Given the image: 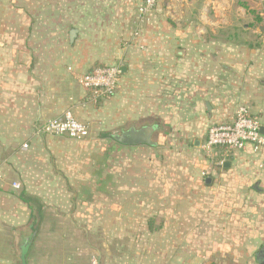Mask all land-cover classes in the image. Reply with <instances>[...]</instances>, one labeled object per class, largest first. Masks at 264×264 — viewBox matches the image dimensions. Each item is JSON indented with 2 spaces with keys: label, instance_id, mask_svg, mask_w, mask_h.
I'll return each instance as SVG.
<instances>
[{
  "label": "crops",
  "instance_id": "crops-1",
  "mask_svg": "<svg viewBox=\"0 0 264 264\" xmlns=\"http://www.w3.org/2000/svg\"><path fill=\"white\" fill-rule=\"evenodd\" d=\"M240 1L248 3V10L255 11L262 20L264 1ZM141 3L142 0H0V140H8L7 130L16 127L19 131L10 140L29 145V150L17 153L13 141L4 143L6 155L1 173L4 178L7 167L13 165L17 171L14 183L20 185L12 188L18 192L9 186L1 191L14 197L10 221L19 226L20 220L26 219L19 229V264H39L32 258L46 253L38 243L40 237L51 241L65 237L37 233L45 206L27 193L72 191L94 203L96 195L126 193L127 180L131 193L138 191V177L153 180L158 176L151 164L134 167L140 157L138 152L146 154L142 158L152 160L154 151L161 148L153 140H169L178 150H187L188 146L198 149L206 140L208 128L230 121L237 104L245 105L264 127V32L252 45L253 35L262 26L253 29L250 12L235 7L234 0H156L147 22L134 36ZM114 65L124 70L114 96L91 102L78 85L77 76L95 67ZM65 111L88 125L87 139L75 142L34 132L36 126ZM130 127L152 129L149 138L154 144L117 143L114 135ZM228 158L230 162L243 163V168L238 171L232 163L225 162L228 166L224 164L222 172L232 177L238 171L246 178V185L232 178L218 184L216 173H203L209 170L204 159L194 158L178 171L185 180L176 188L187 195L174 199L197 210L194 214L201 213L202 224L209 214L211 225L202 233L184 232L181 227L188 225L189 216L181 212L166 214L161 234L166 255L171 251V241L230 239L254 241V264L264 262V149L258 154L247 149ZM114 163L118 167L114 168ZM256 175L261 180L248 186V177ZM247 201H262L258 231L211 229L214 216H219L224 207L232 213L234 203L250 207ZM116 203L120 207L123 201ZM2 205L0 219L7 209L6 204ZM54 221L59 224L60 218ZM172 224L180 226L178 232L172 231ZM144 234L147 239L156 237L147 230ZM55 247L50 255L39 258L41 263H59L64 254ZM178 252L179 264H198L196 259L188 261ZM74 255L77 258L67 259L70 264L82 262L78 253ZM134 264L155 263L148 255L146 261ZM163 264L176 263L170 260Z\"/></svg>",
  "mask_w": 264,
  "mask_h": 264
},
{
  "label": "rangeland",
  "instance_id": "rangeland-1",
  "mask_svg": "<svg viewBox=\"0 0 264 264\" xmlns=\"http://www.w3.org/2000/svg\"><path fill=\"white\" fill-rule=\"evenodd\" d=\"M263 1L264 0H262V2ZM247 5L248 3L246 2L234 0L235 7H241L249 11V6ZM263 8L264 3H262V20L255 14V11H249L250 16L253 17L252 25L254 26V30L256 26H262L264 28ZM259 35L262 34L258 29V31L256 30V34L253 35L255 37L250 41L252 45L258 43ZM240 105L243 104L236 105L231 120H233L236 109ZM7 131L10 133V135H7L9 139L0 140V204H6L7 206L6 211H4L5 214L1 215L0 219V264H9L7 261H12V264H19V255L21 253L18 241L19 229L21 226L25 225L24 222H26V219L20 220L21 223H19V226L16 222L10 221L9 216L13 213L11 202L14 197H8L4 192H1L6 191L8 186L11 191H15L12 189V185L16 182L15 177L17 171L13 168V165H9L6 174H4V178L1 173L4 172L3 156L6 155L4 152V143L13 141L12 144L15 145L14 151L17 153L26 152L29 150V145L22 140H14V138L10 140V137L19 131L18 128L14 127ZM2 132V129H0V137L3 135ZM4 132L6 133V131ZM153 141L161 148L154 151L155 154L151 156L152 160L142 158V156L146 154L138 152L140 157L138 158V163H134V167H136V169L146 168L147 164H151V170L154 171V175L158 172V176L154 177L153 180H146L145 178L138 177V191L131 193L130 181L127 180L124 184L127 188L126 193L120 194L113 191L107 194V196L96 195L94 203L82 200L83 198L77 197L72 191H68L67 194L60 193L63 195L59 193H27L28 195L39 198L45 206L42 215L43 220H41V222H43L40 224L37 233L41 235L52 233L65 235L63 239L58 241H51L48 237H40L38 243H40V248L45 250L46 253L41 252L42 254L40 257L36 254L32 259H36L39 264H43L39 258L42 259V257L50 255V250L56 246L55 248H58L59 251H62L64 254L63 258L59 259L58 264H70L71 261L67 260L68 257H76L74 254L77 253L79 256L78 259L82 260V262L76 264H91L92 257L96 259L97 264H134L140 260L146 261L148 255L153 257L155 264L168 263L170 260L171 263L179 264V250L183 258L186 256L188 261L189 259H191V261L196 259L198 264H254L253 256L257 249V244L254 241L246 242L230 239H215L213 241L187 240L184 242L171 241V246H169V250H171L170 253L168 255H166L168 251L164 253L163 248L166 247V242L162 241L161 234L163 228L162 219L166 214L175 213L178 215V213L181 212V214L185 216L188 215V225L181 227L184 232L191 233L197 231L202 233L206 227L211 225L209 223V214L205 215V224H202L200 223L202 222L203 216L201 213H199L200 215L194 214V211L197 210L187 208L184 202H179V200L174 199L175 196L183 197L187 195L185 192L183 194L179 193V189L176 187L184 183L185 177L178 176V171L186 168L184 166H186L188 162H193L194 158L204 159L209 170L204 169L202 170L204 171L203 173H205V171L208 173L212 171L216 173L217 176L215 177L218 184L220 181L225 182L226 178H232L230 180L239 182L241 185H246L247 182L243 174L241 175L238 172L240 168H243V163L239 161L230 162V160H228L229 158H226V162L232 163V168L238 170L234 176L227 177L226 174L222 172L224 171V166L217 165L220 156L218 152L217 157H207L200 147L197 149L188 146L186 148L188 151H183L178 150L174 143L171 144L169 140ZM24 143L28 145L26 151L21 150V146ZM10 147H12V145H10ZM8 152L9 151H6V153ZM248 165L249 164H246V166ZM115 166L118 167V164L114 163L113 167L115 168ZM257 167L255 166V168ZM256 176H253V178L248 177V186L252 185L255 182L254 180H261L258 175ZM164 185H166V187H164ZM251 193L253 192H248V194ZM248 194L245 195L248 196ZM169 197H172V199L168 204ZM7 198H10L8 203ZM56 201L58 205H56ZM121 201H123V204L118 207L116 202ZM247 202L250 207H240L234 203L235 209L232 213L224 207L225 210L222 211L219 216H214L216 219H214V224L211 226V229L214 228V232L239 231L240 233H244L245 231L247 232L248 229L249 231L257 229L258 231V221L261 219H259V217H262V201H256L254 204L253 202ZM0 208V212H2L4 205L0 206ZM194 216L198 218L194 219ZM57 218H60L59 224H56V221H54ZM216 222L217 224H215ZM170 228L172 231L178 232L180 226L178 224H172ZM146 230L149 233L155 234L156 237L154 240L150 237L147 239L144 234ZM115 234H123L124 237L116 238L114 236ZM66 235H70V237ZM147 250L151 253L147 254ZM174 250L178 251L174 253ZM192 253H194L195 256H192ZM62 260L63 262H60Z\"/></svg>",
  "mask_w": 264,
  "mask_h": 264
},
{
  "label": "built area",
  "instance_id": "built-area-1",
  "mask_svg": "<svg viewBox=\"0 0 264 264\" xmlns=\"http://www.w3.org/2000/svg\"><path fill=\"white\" fill-rule=\"evenodd\" d=\"M156 4V0H143L137 9L136 29L137 36L141 28L148 20V16ZM122 75L119 65L99 66L77 76L80 88L88 94L89 100L97 103L100 100L114 96ZM260 121L251 116L246 106L237 107L235 116L230 122L211 125L207 130V136L201 145V150L207 157H217L220 153L217 165H224L226 158L235 152L250 149L253 154H258L264 149V135L261 134ZM36 134L51 137H66L75 141H83L89 137L88 125L79 122L68 111L58 117L47 119L34 128ZM28 145L22 144L21 150L26 151ZM214 153V154H213ZM19 183H13L12 188H19ZM91 264H97L94 257Z\"/></svg>",
  "mask_w": 264,
  "mask_h": 264
},
{
  "label": "water",
  "instance_id": "water-1",
  "mask_svg": "<svg viewBox=\"0 0 264 264\" xmlns=\"http://www.w3.org/2000/svg\"><path fill=\"white\" fill-rule=\"evenodd\" d=\"M259 31L264 32V28L260 27ZM122 73H124L123 69H122ZM151 132L152 129L150 128L135 129L134 127H130L128 130L122 132L121 134H115L114 139L117 143L124 146H138V145L152 146L154 142L149 138ZM260 132L261 134L264 135V127H261ZM226 166H228V164H225V167ZM260 264H264V262Z\"/></svg>",
  "mask_w": 264,
  "mask_h": 264
},
{
  "label": "trees",
  "instance_id": "trees-1",
  "mask_svg": "<svg viewBox=\"0 0 264 264\" xmlns=\"http://www.w3.org/2000/svg\"><path fill=\"white\" fill-rule=\"evenodd\" d=\"M142 2H143V0H142ZM142 4V3H141ZM241 6H243V5H241Z\"/></svg>",
  "mask_w": 264,
  "mask_h": 264
},
{
  "label": "flooded vegetation",
  "instance_id": "flooded-vegetation-1",
  "mask_svg": "<svg viewBox=\"0 0 264 264\" xmlns=\"http://www.w3.org/2000/svg\"><path fill=\"white\" fill-rule=\"evenodd\" d=\"M259 258H260V256H259Z\"/></svg>",
  "mask_w": 264,
  "mask_h": 264
}]
</instances>
